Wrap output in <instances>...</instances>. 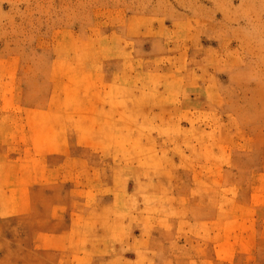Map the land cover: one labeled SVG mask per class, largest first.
<instances>
[{"label": "rangeland", "instance_id": "rangeland-1", "mask_svg": "<svg viewBox=\"0 0 264 264\" xmlns=\"http://www.w3.org/2000/svg\"><path fill=\"white\" fill-rule=\"evenodd\" d=\"M0 264H264V0H0Z\"/></svg>", "mask_w": 264, "mask_h": 264}]
</instances>
